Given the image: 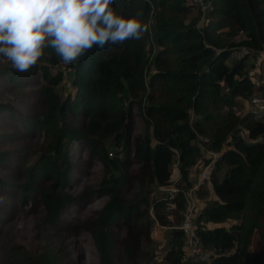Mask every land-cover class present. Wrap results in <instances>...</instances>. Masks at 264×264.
Wrapping results in <instances>:
<instances>
[{"label":"trees","instance_id":"trees-1","mask_svg":"<svg viewBox=\"0 0 264 264\" xmlns=\"http://www.w3.org/2000/svg\"><path fill=\"white\" fill-rule=\"evenodd\" d=\"M113 6L125 15L142 10L148 30L140 40L94 47L78 62L64 63L73 68L74 94L57 90L63 72L52 73L50 67L62 60L51 48L29 72L0 69V95L9 87L29 86L39 103L31 116L17 114L0 98V129L7 128L4 138H13L0 139V166L12 173L0 174V196H18L12 203L0 201V214L6 220L41 205L44 221L57 232L90 230L104 264H114L113 256L122 264H142L150 208L154 219L170 227L169 248L155 264H178L185 251L184 234L177 227L184 198L181 192L171 199L153 193L151 186L170 182L175 156L185 187L193 183L190 168L197 166L200 174L209 161L201 160L203 149L195 141L201 134L204 147L220 155L206 180L217 198L199 207L195 216L196 230L214 255L194 264H264V139L249 143L237 134V125H243L249 138L263 137L264 119L239 116L234 109L238 95L257 91L264 96V82L251 79L248 51L228 62L235 46L264 51V0H211L207 22L199 27L198 15L186 20L193 7L186 0H115ZM151 39L158 46L154 52ZM150 64L155 68L147 75ZM143 96L147 104L142 111ZM136 105L145 124L142 134H133ZM16 136L36 143H27L24 150L2 148ZM106 139L120 148L117 153L109 154ZM226 143L231 147L224 149ZM92 162L101 166L99 182L74 191L79 172ZM102 196L107 200L92 219L64 221L71 205L84 208ZM168 203L173 204L167 212L173 220L163 212ZM256 232L263 242L252 249ZM18 249L15 245L12 251ZM15 256L14 264H70L54 245L25 246Z\"/></svg>","mask_w":264,"mask_h":264},{"label":"rangeland","instance_id":"rangeland-1","mask_svg":"<svg viewBox=\"0 0 264 264\" xmlns=\"http://www.w3.org/2000/svg\"><path fill=\"white\" fill-rule=\"evenodd\" d=\"M154 8V3H153ZM156 8V6H155ZM200 9L193 6L191 9V12L186 16V20H190L193 16L198 15L197 19V27L204 25L207 21L206 13H203ZM239 37H237L238 39ZM151 44L153 48V52L158 48L156 43L152 42ZM231 51H234V56L230 54L228 62L230 63L233 59H237L238 55L242 54V52L246 53L248 51L249 58H247V70L249 71V75L251 79L257 84L264 82V51L260 50H254L249 49L247 47H241V46H235L232 48ZM232 53V52H231ZM38 63L39 60L37 61ZM45 64H48V61L45 62ZM6 66H11L10 62L7 61L5 58L0 57V69L5 68ZM155 65L150 64L148 68H146V74L148 75L149 71L151 69H154ZM50 70L52 73H55L57 71L63 72V78L60 82V84L57 86V90L61 92L62 94H66L70 92L71 94H74V89L71 85V72L73 71V68H68L63 62H59L56 65H53L50 67ZM2 81V78L0 77V82ZM16 87H9L4 93H10L12 92V95H5L2 93L0 98L4 97L5 102H9L12 105L13 110H17L18 112H26L28 115H33L38 111V105L37 102L38 96L35 94H29L30 87L26 88H19V90H16ZM146 94V93H145ZM144 94V95H145ZM264 99V96L260 93L255 91L252 95L249 97H244L243 95H238L236 100L237 104L234 106L235 113H237L239 116H242L246 113H250L255 119H257V116H255L251 112V106L252 103L255 100L258 99ZM127 103L124 102V105ZM141 110L143 111L144 107L147 104V100L143 96L141 98ZM141 110L139 108V105L134 107V129L133 134L139 133L142 134L145 130V124L141 120ZM224 111V110H223ZM6 126V125H5ZM237 128L239 129L238 135L246 140L249 143H253L256 141H261L264 139L263 137H259L257 139H251L247 135V130L243 125H237ZM6 127H2L0 129V139L1 141H7V140H13V138L6 139L4 138V131H6ZM206 140L205 136H202L199 134L198 138L195 140L203 154V158H201L202 161H204L208 157V153L205 147L203 141ZM228 140H231V136H229ZM27 143L35 144L36 141L32 140H26L23 136H16L14 138L13 144H3L2 148L8 151H14L17 147L21 146L24 150L25 145ZM104 144L107 146L108 150L115 154L120 149L119 147L111 146L112 141L110 139H106L104 141ZM231 146H228L226 143L224 145V149ZM221 153V151H220ZM206 156H205V155ZM218 155H220L218 153ZM86 157V154L83 158ZM200 159V158H199ZM198 159V160H199ZM33 158H31V161ZM200 161V160H199ZM201 163V162H200ZM198 162V164L200 165ZM198 165V166H199ZM171 172L172 176L170 178V182L168 184H171L173 179L176 176V156L174 157L172 163H171ZM198 167L194 166L190 168V177H196L198 176ZM223 170L220 171V175L222 174ZM0 174H2L4 177H10L12 175L10 168L9 169H3L0 166ZM102 175V169L100 164H94L93 162L86 166V168H82L81 172H79L77 176V180L74 184V191H83L90 187L95 186ZM180 183L183 185L184 181L180 180ZM153 193H159L160 195L164 196V194H167L166 190H162L158 185L154 184L151 186ZM206 193H198L197 194V211L200 210L199 207L202 205H206L210 203L213 199H216V195L214 194L212 190V186L209 185V183H206L202 190ZM18 196L16 198H10L8 196L1 195L0 201H3L5 203H12L13 201H17ZM107 197L102 196L98 199L92 200L89 204H87L84 208H80L78 205H71L66 209V211L63 214L64 221L66 220H72V221H87L94 217V215L97 213V211L104 205L106 202ZM38 201V200H34ZM15 206H20L15 204ZM173 210V204L168 203L167 206L163 209V212L166 213V216L169 220H173L174 216L171 213H167L168 211ZM183 212V210H182ZM182 212H179V219H181ZM200 212V211H199ZM198 213V212H196ZM149 219L151 220V228H150V236L143 240L142 246H141V261L142 264H155L157 262H160L163 260V256L167 249L169 248V237H170V227L161 225L156 219L153 218L152 210L149 208ZM176 225V224H175ZM207 225L211 224L207 222ZM228 225V224H226ZM61 240V241H60ZM59 241L61 242V245H59ZM262 238L258 232L254 233L251 245L250 247L252 249H258L262 246ZM18 245L19 249L18 251H12V248ZM49 245H54L58 250L66 257L67 261L70 264H104L101 260L98 248L95 244L93 235L90 230L88 229H80L76 232L70 233L67 231H59L57 232V229L54 228L51 224H48L44 221V215L43 211L40 206H30V209L23 208L21 211H19L17 214L12 216L11 218H8L4 220L3 215L0 214V248L2 251H0L1 255L0 257V264H14L16 261V256H20V254L25 250V246L29 248H43ZM21 247V248H20ZM13 253V259L11 261ZM20 258V257H18ZM114 264H122L121 260L117 261V258L115 256L112 257Z\"/></svg>","mask_w":264,"mask_h":264},{"label":"clouds","instance_id":"clouds-1","mask_svg":"<svg viewBox=\"0 0 264 264\" xmlns=\"http://www.w3.org/2000/svg\"><path fill=\"white\" fill-rule=\"evenodd\" d=\"M115 0H0V57L16 72L36 66L46 48L65 64L94 47L140 40L148 30L142 10L125 15Z\"/></svg>","mask_w":264,"mask_h":264},{"label":"built area","instance_id":"built-area-1","mask_svg":"<svg viewBox=\"0 0 264 264\" xmlns=\"http://www.w3.org/2000/svg\"><path fill=\"white\" fill-rule=\"evenodd\" d=\"M187 4L200 8L205 13L211 6V0H186ZM232 51V56H234ZM247 52V51H246ZM245 53L238 56H243ZM251 112L257 116L258 119H264V99L255 100L251 106ZM209 161L203 167L201 173L197 177H193V183L187 188L185 183H180L181 174L178 167V159L176 158V170L177 174L171 184H163L159 187L162 190L167 191L168 198H173L175 193L181 192L184 198V209L181 215L180 223L177 225L184 234V254L181 258V262L178 264H194L202 261H208L212 258L213 251L207 247L201 235L196 230L195 216L197 212V192L201 190L206 184V180L209 177V167L213 163L214 159L218 156V152L207 150ZM112 155L111 152H109ZM206 190V189H205Z\"/></svg>","mask_w":264,"mask_h":264},{"label":"water","instance_id":"water-1","mask_svg":"<svg viewBox=\"0 0 264 264\" xmlns=\"http://www.w3.org/2000/svg\"><path fill=\"white\" fill-rule=\"evenodd\" d=\"M22 264H35V263H33L31 261H27V262H23Z\"/></svg>","mask_w":264,"mask_h":264}]
</instances>
